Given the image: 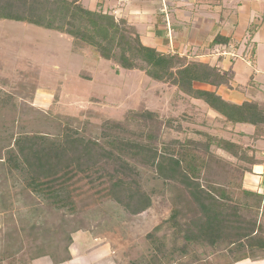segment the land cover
<instances>
[{
	"label": "trees",
	"instance_id": "obj_1",
	"mask_svg": "<svg viewBox=\"0 0 264 264\" xmlns=\"http://www.w3.org/2000/svg\"><path fill=\"white\" fill-rule=\"evenodd\" d=\"M0 19L68 34L121 68L143 71L179 94L204 101L227 122L253 125V138L264 140V104H238L218 93L219 87L230 85L228 73L185 54L146 45L133 25L109 11L89 9L80 0H0ZM197 82L215 89L196 87ZM181 129L173 120L146 109L129 111L123 120H105L100 138L86 137L67 118L57 137L17 136L4 161L11 169L25 171L29 192L73 213L110 199L131 214L146 211L152 197L141 183L139 165L152 168L171 191L173 212L149 234L157 254L144 264L193 250L209 256L227 247L234 263L263 254L264 192L244 185L252 166L262 164L250 155L254 148L227 138L197 142L171 137L172 130ZM212 145L245 164L218 156ZM76 222L70 231L81 229ZM59 229V250L44 255L56 264L72 258L73 238L65 226ZM63 240L68 241L62 245Z\"/></svg>",
	"mask_w": 264,
	"mask_h": 264
},
{
	"label": "rangeland",
	"instance_id": "obj_2",
	"mask_svg": "<svg viewBox=\"0 0 264 264\" xmlns=\"http://www.w3.org/2000/svg\"><path fill=\"white\" fill-rule=\"evenodd\" d=\"M84 6L89 8L86 2ZM146 109L182 126L180 131H171L173 138L197 142L227 138L252 146L250 155L262 164L252 166L244 185L264 192V140L253 138V125L227 122L204 101L179 94L175 87L143 71L121 68L68 34L0 19V264H32L37 257L56 254L60 226L71 237L84 231L91 248L88 256L96 245L106 246L105 263L144 264L157 254L148 236L171 216L173 200L165 181L152 168L139 165L141 183L152 197L146 211L131 214L110 199L73 213L66 207L58 210L29 192L25 171L11 169L4 161L22 133L57 137L70 118L81 134L100 138L105 120H123L129 111ZM211 149L231 162L245 164L216 145ZM60 212L68 222H63ZM75 222L81 229L70 231ZM201 254L193 250L169 255L157 264H234L228 247L209 256ZM253 258L262 259L264 253Z\"/></svg>",
	"mask_w": 264,
	"mask_h": 264
},
{
	"label": "crops",
	"instance_id": "obj_3",
	"mask_svg": "<svg viewBox=\"0 0 264 264\" xmlns=\"http://www.w3.org/2000/svg\"><path fill=\"white\" fill-rule=\"evenodd\" d=\"M80 1L83 5L86 2L89 9H102L126 19L148 46L220 67L231 76L230 85L218 88L226 100L264 104V0ZM195 84L215 89L208 84ZM72 238V258L57 264H115V260L105 263L103 258L109 249H103L106 246L101 243L88 256L91 248L84 231ZM32 264L56 263L40 256ZM234 264H264V258H247Z\"/></svg>",
	"mask_w": 264,
	"mask_h": 264
}]
</instances>
